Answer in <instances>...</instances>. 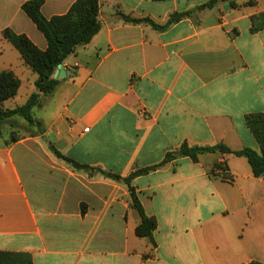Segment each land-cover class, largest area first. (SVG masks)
I'll list each match as a JSON object with an SVG mask.
<instances>
[{
    "label": "crops",
    "instance_id": "obj_1",
    "mask_svg": "<svg viewBox=\"0 0 264 264\" xmlns=\"http://www.w3.org/2000/svg\"><path fill=\"white\" fill-rule=\"evenodd\" d=\"M28 1L0 0V72L21 82L6 109L36 93L37 75L3 31L47 48L22 11ZM43 1L47 19L76 2ZM209 2L100 0V31L62 64L67 73L33 110L41 131L16 134L12 143L7 125L0 138V252L27 253L33 264H264V175L254 177L245 158H179L135 178L131 185L157 223L153 246L136 236L140 217L123 182L74 170L50 149L122 178L160 164L185 142L258 151L245 118L264 114V27L251 32L264 0L198 9ZM189 11L161 31L121 17L164 26Z\"/></svg>",
    "mask_w": 264,
    "mask_h": 264
},
{
    "label": "trees",
    "instance_id": "obj_2",
    "mask_svg": "<svg viewBox=\"0 0 264 264\" xmlns=\"http://www.w3.org/2000/svg\"><path fill=\"white\" fill-rule=\"evenodd\" d=\"M219 0H210L206 5L201 6L200 10L213 8ZM43 0H31L23 4L22 11L37 27L47 42L45 51H41L26 35H18L11 29H5L2 33L3 39L9 42L20 54L24 63L37 75L35 81L36 93H33L27 102L14 109L4 108V103L15 98L20 88V80L12 71L0 72V138L6 126L14 131L11 133L10 142L18 141L16 135V123L14 118H22L29 126L37 127L41 131L42 124L33 116V110L40 107L42 97L52 95L60 81L54 79L53 75L58 65L63 64L77 48L89 44L94 36L100 31L99 22L100 0H76L70 10L61 16H54L47 19L42 14ZM192 11L186 13H174L170 16L164 26H159L149 19H133L122 15L125 22L138 24L148 23L156 30H165L170 25L191 16ZM264 16L252 17L251 32H257L264 27V21L256 25V19ZM246 124L256 139L259 150L244 148L234 151L223 143L215 146H190L183 143L178 149L165 155L163 161L155 166L140 169L133 172L130 176L122 178L101 169H91L88 166L62 155L53 146L50 147L56 158L70 165L74 170H97L104 177L123 182L130 192L132 207L138 212L140 223L135 233L138 238L147 239L153 246L155 241L153 234L157 223L154 218L148 217L136 194L135 188L131 185L132 181L142 175L155 171L167 163L179 158H190L193 162H198L199 157L204 154L221 153L234 155L238 158H245L252 169L254 177L259 178L264 175V114L247 115ZM219 165L216 166L218 168ZM225 178V177H224ZM0 264H33L32 257L27 253L21 252H0Z\"/></svg>",
    "mask_w": 264,
    "mask_h": 264
},
{
    "label": "rangeland",
    "instance_id": "obj_3",
    "mask_svg": "<svg viewBox=\"0 0 264 264\" xmlns=\"http://www.w3.org/2000/svg\"><path fill=\"white\" fill-rule=\"evenodd\" d=\"M2 47L3 46L0 44V49ZM15 123L17 125L15 131L19 136H24L25 134H29V133H38L40 131L37 127H33L34 130H32L27 123L21 124L20 122L18 123L17 121H15Z\"/></svg>",
    "mask_w": 264,
    "mask_h": 264
},
{
    "label": "water",
    "instance_id": "obj_4",
    "mask_svg": "<svg viewBox=\"0 0 264 264\" xmlns=\"http://www.w3.org/2000/svg\"><path fill=\"white\" fill-rule=\"evenodd\" d=\"M66 73H67V72H66V70L63 68V65L60 64V65H58L57 70L55 71V73H54V75H53V78H54V79H61V78H63V77L65 76Z\"/></svg>",
    "mask_w": 264,
    "mask_h": 264
},
{
    "label": "built area",
    "instance_id": "obj_5",
    "mask_svg": "<svg viewBox=\"0 0 264 264\" xmlns=\"http://www.w3.org/2000/svg\"><path fill=\"white\" fill-rule=\"evenodd\" d=\"M216 173L219 174V175H221V176H223V177H225V178H228L227 171L224 168L217 169L216 170ZM247 264H255V263L250 262V263H247Z\"/></svg>",
    "mask_w": 264,
    "mask_h": 264
}]
</instances>
